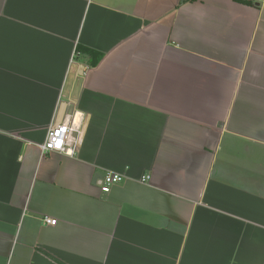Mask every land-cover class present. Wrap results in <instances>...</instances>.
<instances>
[{
  "label": "crops",
  "instance_id": "obj_1",
  "mask_svg": "<svg viewBox=\"0 0 264 264\" xmlns=\"http://www.w3.org/2000/svg\"><path fill=\"white\" fill-rule=\"evenodd\" d=\"M0 264H264V0H0Z\"/></svg>",
  "mask_w": 264,
  "mask_h": 264
},
{
  "label": "built area",
  "instance_id": "obj_2",
  "mask_svg": "<svg viewBox=\"0 0 264 264\" xmlns=\"http://www.w3.org/2000/svg\"><path fill=\"white\" fill-rule=\"evenodd\" d=\"M72 127L67 123L55 125L50 128L45 143L43 144V150L47 152H65L71 153V150L66 151L71 143ZM124 178L120 174L109 173L102 180L99 181L103 192H110L111 188L122 182ZM44 222L48 225L55 226L57 224L56 219L49 217L44 218Z\"/></svg>",
  "mask_w": 264,
  "mask_h": 264
},
{
  "label": "trees",
  "instance_id": "obj_3",
  "mask_svg": "<svg viewBox=\"0 0 264 264\" xmlns=\"http://www.w3.org/2000/svg\"><path fill=\"white\" fill-rule=\"evenodd\" d=\"M77 52L88 54L90 56V66L93 68L97 67L104 58L103 54L84 46H79Z\"/></svg>",
  "mask_w": 264,
  "mask_h": 264
}]
</instances>
